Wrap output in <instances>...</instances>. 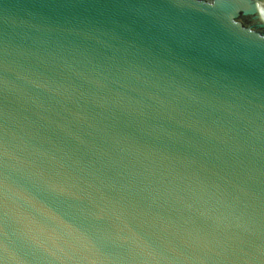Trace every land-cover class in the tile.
Here are the masks:
<instances>
[{
  "label": "water",
  "instance_id": "95a60500",
  "mask_svg": "<svg viewBox=\"0 0 264 264\" xmlns=\"http://www.w3.org/2000/svg\"><path fill=\"white\" fill-rule=\"evenodd\" d=\"M0 264H264V0H0Z\"/></svg>",
  "mask_w": 264,
  "mask_h": 264
}]
</instances>
